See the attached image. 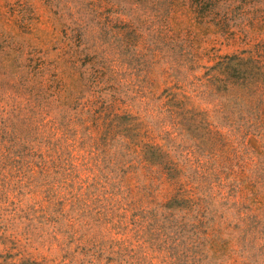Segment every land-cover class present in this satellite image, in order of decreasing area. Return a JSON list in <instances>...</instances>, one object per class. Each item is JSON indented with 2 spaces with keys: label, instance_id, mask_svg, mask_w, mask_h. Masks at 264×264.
<instances>
[{
  "label": "rangeland",
  "instance_id": "374dc122",
  "mask_svg": "<svg viewBox=\"0 0 264 264\" xmlns=\"http://www.w3.org/2000/svg\"><path fill=\"white\" fill-rule=\"evenodd\" d=\"M0 264H264V0H0Z\"/></svg>",
  "mask_w": 264,
  "mask_h": 264
}]
</instances>
